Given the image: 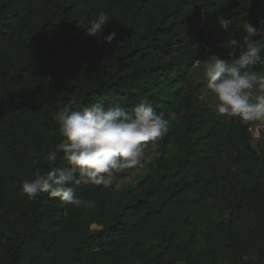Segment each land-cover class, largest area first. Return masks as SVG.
<instances>
[{
  "label": "trees",
  "instance_id": "obj_1",
  "mask_svg": "<svg viewBox=\"0 0 264 264\" xmlns=\"http://www.w3.org/2000/svg\"><path fill=\"white\" fill-rule=\"evenodd\" d=\"M100 11L111 44L85 33ZM205 16L240 39L245 22L264 28V0H0V264H264V156L189 89ZM73 97L147 99L168 131L126 188L76 186L80 207L29 199L21 182L47 170Z\"/></svg>",
  "mask_w": 264,
  "mask_h": 264
},
{
  "label": "clouds",
  "instance_id": "obj_2",
  "mask_svg": "<svg viewBox=\"0 0 264 264\" xmlns=\"http://www.w3.org/2000/svg\"><path fill=\"white\" fill-rule=\"evenodd\" d=\"M109 18L104 11L98 12L84 27L86 35L111 44L116 32L102 35ZM218 19L222 30H233L230 19ZM243 31L246 34L240 39L230 38L221 45L239 49L238 55L233 52L223 59L211 54L203 61L197 60L196 66L214 97L217 113L264 128V72L255 70L264 65V28L245 22ZM55 120L61 140L43 158L47 170L37 168L31 179L21 182L20 192L32 200L47 193L74 207L88 203L75 194L76 186L110 188L125 170L143 168L144 161L150 158L147 153L169 127V120L157 113L147 99L129 109L118 101L83 104L73 97L57 111ZM58 160L63 164L57 165Z\"/></svg>",
  "mask_w": 264,
  "mask_h": 264
},
{
  "label": "rangeland",
  "instance_id": "obj_3",
  "mask_svg": "<svg viewBox=\"0 0 264 264\" xmlns=\"http://www.w3.org/2000/svg\"><path fill=\"white\" fill-rule=\"evenodd\" d=\"M202 27L207 32V41L203 44L204 57L201 61L205 60L211 54H216L223 59H228L230 53L234 52L237 55V51H240L239 49H225L221 46L223 42L230 39L231 37L215 28L214 18L212 16H205ZM188 81L189 89L191 88L196 91L197 99L210 110V113L213 116H222L214 110V97L209 93L204 84L203 74L200 68L197 66L193 68V70L188 75ZM225 118L233 122H241L236 118ZM242 124L246 125L247 127H252V129L258 130V136L253 138V147L259 154L264 156V128H257L245 123ZM146 173L147 170L144 161L143 168L128 169L121 173L117 183L119 187L126 188L131 184L140 181L146 175Z\"/></svg>",
  "mask_w": 264,
  "mask_h": 264
},
{
  "label": "built area",
  "instance_id": "obj_4",
  "mask_svg": "<svg viewBox=\"0 0 264 264\" xmlns=\"http://www.w3.org/2000/svg\"><path fill=\"white\" fill-rule=\"evenodd\" d=\"M249 128H248V132L251 134V136L253 138L257 137L258 136V130L257 129H252V131H249Z\"/></svg>",
  "mask_w": 264,
  "mask_h": 264
}]
</instances>
